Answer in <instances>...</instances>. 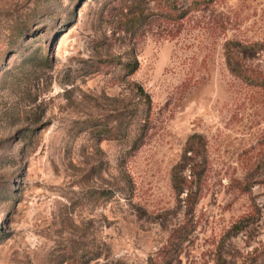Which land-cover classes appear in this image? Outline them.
<instances>
[{"label": "rangeland", "instance_id": "obj_1", "mask_svg": "<svg viewBox=\"0 0 264 264\" xmlns=\"http://www.w3.org/2000/svg\"><path fill=\"white\" fill-rule=\"evenodd\" d=\"M0 264H264V0H0Z\"/></svg>", "mask_w": 264, "mask_h": 264}, {"label": "trees", "instance_id": "obj_2", "mask_svg": "<svg viewBox=\"0 0 264 264\" xmlns=\"http://www.w3.org/2000/svg\"><path fill=\"white\" fill-rule=\"evenodd\" d=\"M141 91V89H138ZM205 152L203 139L198 135L191 136L185 145L183 153L179 162L173 167L171 173V183L177 196L183 193L185 189H191V181H187L183 176L184 171L190 170V173L194 172L200 163H203V154ZM186 203L189 204V208L194 205V199L191 192L186 195Z\"/></svg>", "mask_w": 264, "mask_h": 264}]
</instances>
